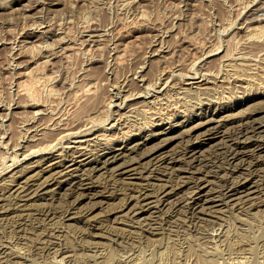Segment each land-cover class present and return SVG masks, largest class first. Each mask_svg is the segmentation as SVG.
<instances>
[{
    "label": "rangeland",
    "instance_id": "rangeland-1",
    "mask_svg": "<svg viewBox=\"0 0 264 264\" xmlns=\"http://www.w3.org/2000/svg\"><path fill=\"white\" fill-rule=\"evenodd\" d=\"M52 1L4 0L0 5V254L5 256L0 255V264H264V188L258 191L250 184L256 190L248 194L250 199L242 202V197L236 201L227 196L229 200L223 202L218 190L223 178L231 175L230 165L227 157L214 153L228 142L225 132L240 117L264 113V94L250 101L242 99L264 89V76L259 79L264 74V29L259 25L264 21L248 23L254 10L262 8L264 13V0ZM256 30L263 33L261 38ZM250 31L258 37L249 38ZM256 41L263 45L252 48ZM239 76L244 80H237ZM30 98L48 107L36 112L35 121L45 122L41 131L36 132L35 121L30 120L35 108H17L18 102ZM203 111L207 114L202 115ZM189 113L192 118L187 121ZM160 114L167 120L160 119ZM59 117L67 122L61 125L67 129L45 131ZM210 118L215 121L209 122ZM43 131L48 138L41 136ZM131 131L138 134L130 135ZM43 140L50 145L45 146ZM80 143V153L86 156L74 153ZM136 143V150L130 151ZM256 145L246 146L243 157L264 158V151L250 157ZM187 146L192 147L191 153L180 156L179 150ZM105 147L112 149L108 157L101 154ZM35 148L40 149L35 152ZM113 154L118 156L110 161ZM176 155L182 160L171 162ZM13 156L21 159L15 165ZM123 159L133 160L129 166L136 169L123 166L118 170L126 162ZM57 162L66 163L65 168ZM186 165L193 169H185ZM187 169L195 171L196 177ZM84 172L91 179L74 193L75 181ZM143 173L154 176L148 182L141 177ZM248 173L246 166L241 167L234 180L251 178ZM197 176L203 178L198 180L201 188L193 187ZM142 187L149 197L140 194ZM164 187L177 191L167 198ZM98 190L107 195H91ZM78 192L89 196L82 198ZM186 194L193 199L214 196L216 202H204L213 205V211L209 207L197 211L203 205H196L193 212L186 203L193 199Z\"/></svg>",
    "mask_w": 264,
    "mask_h": 264
},
{
    "label": "bare ground",
    "instance_id": "bare-ground-1",
    "mask_svg": "<svg viewBox=\"0 0 264 264\" xmlns=\"http://www.w3.org/2000/svg\"><path fill=\"white\" fill-rule=\"evenodd\" d=\"M4 1V0H3ZM3 1L1 2L2 4H3ZM9 1V0H8ZM37 1V0H36ZM40 3L41 2H45V0H38ZM47 1V0H46ZM52 1V0H51ZM54 1V0H53ZM52 1V2H53ZM57 1V0H56ZM182 1V0H181ZM7 2V1H6ZM33 2H35V1H33ZM0 3V5H2ZM37 3V2H36ZM48 3V2H47ZM62 3V2H61ZM11 5V4H10ZM33 5V4H32ZM249 5V4H248ZM231 6V5H230ZM3 6H0V9L2 8ZM249 7V6H248ZM259 8V7H258ZM262 9V8H261ZM261 9H256V10H254L253 12H251V14H250V16H248V18H249V20H248V23H252V22H258V23H260V22H263L264 21V13H261L260 11H262ZM240 10V9H239ZM1 13L3 12V11H0ZM243 12V11H242ZM264 12V11H263ZM0 13V14H1ZM249 14V13H248ZM241 15V14H240ZM247 18V15H246V19H248ZM235 19V18H234ZM238 19V18H237ZM236 19V20H237ZM232 20V19H231ZM230 21V20H229ZM235 21V20H234ZM261 24V23H260ZM40 25H41V22H40ZM248 27V26H247ZM249 27H251V26H249ZM259 27L261 28V29H264V23L262 24V25H259ZM51 28V27H50ZM256 28H257V26H256ZM252 29H254V28H252ZM260 29V31H262ZM48 30H50V29H48ZM54 30H55V28H54ZM248 30V29H247ZM257 31V30H256ZM260 31H257L260 35H259V38H261V34H263L262 32L260 33ZM29 32V31H28ZM34 32V31H33ZM42 32H46V31H42ZM51 32H52V29H51ZM251 32V31H250ZM253 32H251V33H249V38H250V36H257V35H251ZM255 33V32H254ZM28 35V34H27ZM30 35V34H29ZM97 36V35H96ZM252 37V38H253ZM258 37V36H257ZM263 38V37H262ZM86 40V39H85ZM84 40V41H85ZM219 40V39H218ZM259 40V39H258ZM261 40V39H260ZM89 41V40H88ZM93 41V40H92ZM95 41V40H94ZM220 41V40H219ZM253 41V40H252ZM86 42V41H85ZM90 42V41H89ZM88 42V43H89ZM96 42V41H95ZM218 42V41H217ZM245 42V41H244ZM82 43H83V41H82ZM218 43H221L222 44V41H220V42H218ZM218 43H215V44H217V45H219ZM246 43V42H245ZM243 44V43H242ZM260 44H262L263 45V42H261V41H256V43H252V48H254L256 45L257 46H260ZM247 45V44H246ZM251 45V44H250ZM214 46V45H213ZM223 46V45H222ZM52 48H54V47H52ZM160 48H162L161 47V45H160ZM217 48V47H216ZM219 48V47H218ZM217 48V49H218ZM243 48V47H242ZM63 49V48H62ZM157 49H159V48H157ZM212 49V48H211ZM220 49V48H219ZM260 49H262V48H260ZM51 50H53V49H51ZM56 50V49H55ZM54 50V51H55ZM247 50H249V49H247ZM48 51V50H47ZM214 50H211L210 51V53L211 52H213ZM218 51V50H217ZM51 52V51H50ZM57 53V52H56ZM229 53V52H228ZM232 53H230V55H231ZM243 54H245V50H244V53ZM255 54V53H254ZM261 54V53H260ZM53 55V54H52ZM56 55H58V54H56ZM210 55V54H209ZM226 55H227V52H226ZM229 56V55H228ZM251 57H252V55H250ZM255 56V55H254ZM258 56H259V54H258ZM243 57H244V55H243ZM260 57H262V56H260ZM242 59H246V58H242ZM250 59V58H249ZM262 59H264V58H262ZM248 60V59H247ZM254 61V60H253ZM196 62H197V60H196ZM239 62V61H238ZM238 62H236L237 64H233V65H238ZM244 63H246L245 61H243ZM194 63V62H193ZM242 63V62H241ZM243 63V64H244ZM248 63H252V62H248L247 61V64ZM256 63V62H255ZM242 64V65H243ZM240 65V64H239ZM251 65V64H250ZM230 66H232V64L230 65ZM247 66V68L249 67V65H246ZM254 66V65H253ZM204 67V66H203ZM242 67L243 66H241V68H239V71L242 69ZM230 68H232V67H230ZM235 68H238V67H235ZM245 68V67H244ZM243 68V69H244ZM255 68V67H254ZM254 68H252V69H254ZM199 69V68H198ZM249 69H251V68H249ZM251 69V70H252ZM228 70H230V69H228ZM235 70V69H234ZM258 70V69H257ZM257 70H255V71H257ZM199 71H202L201 70V68H200V70ZM238 71V72H239ZM198 72V71H197ZM234 72H236V71H234ZM244 72H245V70H244ZM250 72V71H249ZM252 72H254V71H252ZM202 73H203V71H202ZM241 73H243L242 71H241ZM246 73H247V70H246ZM260 73V72H259ZM262 73V72H261ZM199 74V73H198ZM227 74H229V73H227ZM232 74V73H231ZM235 74V73H234ZM250 74V73H249ZM255 74H258V73H255ZM195 75H196V73H195ZM204 75H206V74H204ZM226 75V74H225ZM246 75V74H245ZM251 75V74H250ZM261 76H259V79H260V77H263L264 76V74H260ZM215 76V75H214ZM224 76V75H223ZM237 76V75H236ZM244 76V75H243ZM247 76V75H246ZM192 77H194V76H192ZM204 77H206V76H204ZM242 76H239V77H237L238 79L237 80H242L243 78H241ZM248 77V76H247ZM249 77H254V76H249ZM210 78V77H209ZM224 78V77H223ZM264 78V77H263ZM231 79H232V77H231ZM249 80H250V78H248ZM247 79V80H248ZM236 80V79H235ZM244 80V79H243ZM248 80V81H249ZM264 80V79H263ZM209 81V80H208ZM212 81V80H211ZM219 81V80H218ZM223 81H225V80H223ZM232 81V80H231ZM256 81V80H255ZM216 82V81H215ZM230 82V81H229ZM166 83V82H165ZM252 83H253V81H252ZM174 84V83H173ZM202 84V83H201ZM218 84H220V83H218ZM224 83H222L221 82V85H223ZM232 83H230V85H231ZM237 84V83H236ZM244 84V83H243ZM32 86H33V84H31ZM170 85V84H169ZM167 86V88L168 87H171V86ZM234 85V84H233ZM232 85V86H233ZM241 85H242V83H241ZM251 85V84H250ZM254 85V84H253ZM257 85V84H256ZM200 86V85H199ZM234 86H237V85H234ZM244 86H246V85H244ZM244 86H243V88H244ZM261 86V85H260ZM173 87V86H172ZM226 87V86H225ZM239 87V86H238ZM257 87V86H256ZM255 87V88H256ZM263 88H264V86H262ZM87 88V87H86ZM89 88V87H88ZM87 88V89H88ZM200 88V87H199ZM207 88H209V87H207ZM250 88H252L251 86H250ZM28 89V88H27ZM86 89V91H92V90H87ZM91 89V88H90ZM174 89V88H173ZM229 89H230V86H229ZM235 90H236V88H235ZM239 90V89H238ZM241 90H243V89H241ZM246 90V89H245ZM262 90V89H261ZM261 90H255L256 92H254V94H253V96H250V94H245V95H243L242 96V99L243 100H245V101H247V100H249L250 101V99H251V97H257L258 95H260V94H264V89H263V91H261ZM85 91V90H84ZM171 91V90H170ZM169 91V92H170ZM249 91H251V90H249ZM148 93V92H147ZM170 93H172V92H170ZM131 94V93H130ZM130 96V95H129ZM239 96V95H238ZM156 97H158L157 95H156ZM169 97H170V95H169ZM262 97H263V95H262ZM171 98V97H170ZM258 100V102H259V100L260 99H257ZM261 100H264V98H262ZM260 100V101H261ZM170 101V100H169ZM168 101V102H169ZM16 102V101H15ZM18 102V101H17ZM262 102V101H261ZM14 103V102H13ZM23 102H21V103H19L18 102V106H17V108H20V107H23V106H28V107H32V108H35V109H37V110H35V109H33L32 111H31V113H32V118H30V120L31 119H34V121H35V119H36V112L37 111H41V112H43V111H46V108H48V107H46L47 105H45V104H43L42 102H40V101H38V100H36V99H31L30 98V100L27 102L26 101V103H23ZM88 103V102H87ZM250 103V102H249ZM10 105H12L11 103H10ZM42 105H45V106H43V107H40V106H42ZM170 105V104H169ZM263 105H264V103H263ZM13 106V105H12ZM49 106H51L50 104H49ZM172 106V105H171ZM218 106V105H217ZM261 105H259V107H260ZM10 107V106H9ZM151 107V106H150ZM170 107V106H169ZM200 107V106H199ZM264 107V106H263ZM262 107V108H263ZM148 108V107H147ZM156 108V107H155ZM158 108V107H157ZM164 108H166V107H164ZM177 108V107H176ZM175 108V109H176ZM208 108V107H207ZM256 108V107H255ZM254 108V109H255ZM262 108H261V110H262ZM7 109V108H6ZM10 109V108H9ZM22 109V108H21ZM24 109H26V108H24ZM52 109V108H51ZM120 109V108H119ZM145 111L144 112H148L149 113V111H148V109H145V108H143ZM161 109H162V107H161ZM168 109V108H167ZM178 109V108H177ZM204 109V108H203ZM264 109V108H263ZM19 110V109H18ZM18 110H15V112L13 111V113H16V112H18ZM28 110H30V109H28ZM53 110V109H52ZM151 110H153V108L151 109ZM155 110V109H154ZM157 110V109H156ZM158 110H159V108H158ZM157 110V111H158ZM171 110H174V109H171ZM180 110V109H179ZM257 110V109H256ZM27 111V110H26ZM55 111V110H54ZM59 111V110H58ZM157 111H154L153 113L154 114H157ZM167 111V110H166ZM195 111V110H194ZM202 111V110H201ZM252 111V110H251ZM185 112V111H184ZM252 112H254V111H252ZM48 113V112H47ZM54 112L52 111V113L51 114H53ZM61 113V112H60ZM119 113V112H118ZM179 113V112H178ZM201 113V112H200ZM203 114L202 115H206L207 114V112L206 111H203L202 112ZM218 113H220V110H218ZM245 113V112H244ZM50 114V113H49ZM50 114V115H51ZM57 114H59V113H57ZM108 114V113H107ZM119 114H121V112L119 113ZM166 114V113H165ZM175 114H177V113H175ZM188 114V113H187ZM190 114V113H189ZM6 115V114H5ZM121 115H123V114H121ZM150 115V114H149ZM163 115V114H162ZM173 115V114H172ZM198 115V114H197ZM213 114H211V116H212ZM239 115V114H238ZM264 113L263 114H261V115H256V114H253V113H251V114H246V115H244V116H242V117H240L238 120H237V122L233 125V126H231V128L228 130V131H226L225 133H226V135L225 136H227L226 138H227V140H228V142L227 143H224L225 145L224 146H219L215 151H214V153H216L215 155L218 157V156H225V157H227V159H228V162H229V165H230V167H228L229 168V171H231V175L230 176H226V177H224L223 179V186H222V188L221 187H219V188H221V189H219L218 191L220 192L219 194H218V196H220V198H221V200H223V202H226V201H228L229 199H231V197H233L232 199H234V200H236V201H238L237 199H240L241 197H242V202H245V201H247V199H248V197H249V195H250V193H252V192H254V191H256V190H252V187L251 186H253V185H256V187H257V189H258V191L260 190V189H263L264 188V158H260V157H262V156H260V155H262V154H260L259 156L260 157H255V158H253L252 160H247L246 158H244L243 157V155H244V153H246L247 151H245V149L244 148H246V146L248 147V146H250V145H252V144H257L256 145V148H253V149H251L252 151H251V154H250V157L251 156H255L256 154H257V152L259 153V152H261L262 153V151H264V132H263V134H261L260 132H262V131H264V129H262L263 128V126H264ZM51 116H54V115H51ZM153 115H151V117H152ZM155 116H157V115H155ZM168 116V115H167ZM170 116V115H169ZM168 116V117H169ZM210 116V117H211ZM240 116V115H239ZM261 116L263 117V118H261ZM55 117V116H54ZM160 119H165L166 117H162L161 116V114H160ZM207 117V116H206ZM40 118V117H39ZM50 118V117H49ZM60 118V117H59ZM84 119H85V117H83ZM90 118V117H89ZM93 118V116H91V118L90 119H92ZM121 118V117H120ZM158 118V117H157ZM191 118H192V114H190V115H188L187 116V121H189V120H191ZM223 118V117H222ZM221 118V119H222ZM235 118V117H234ZM26 119V118H25ZM52 119V118H51ZM54 119V121H55V118H53ZM62 119L63 118H60L59 120L58 119H56V120H58V121H56V123L55 124H53L54 126L51 128V127H48V126H45L46 127V130L45 131H52V130H54L55 131V129H58V128H64V129H67L66 128V126H64V127H61V125L62 124H67V122L66 121H62ZM75 119V118H74ZM29 120V119H28ZM64 120V119H63ZM151 120V119H150ZM165 120H167V119H165ZM208 120V119H207ZM37 121V120H36ZM35 121V124L34 125H36L35 127H36V132L37 131H41V130H43V128H40L45 122H41V123H38V122H36ZM47 121H50V120H47ZM62 121V122H61ZM82 121H83V119H82ZM81 121V122H82ZM94 121V120H93ZM92 121V123L94 124V122ZM104 121V120H103ZM107 121V120H106ZM105 121V122H106ZM152 121L154 122V120L152 119ZM210 121H215V119L214 118H210L209 119V122ZM52 122V121H51ZM89 122H91V121H88L87 123H85L86 125L87 124H89ZM153 122H151V123H153ZM159 122V121H158ZM162 122V121H161ZM186 121H181V122H179V123H181V124H184ZM36 123H38V124H36ZM50 123V122H49ZM79 122H77V124H78ZM103 123V122H102ZM220 123H221V121H220ZM59 126H58V125ZM123 124V123H122ZM125 124V123H124ZM186 124V123H185ZM46 125H48V124H46ZM56 125H57V127H56ZM71 125V124H70ZM80 125V124H79ZM126 125V124H125ZM223 125V124H222ZM31 126V125H30ZM30 126H29V129H30ZM50 126H51V124H50ZM76 126V125H75ZM145 126V125H144ZM148 126V125H147ZM80 127V126H79ZM105 127V126H104ZM103 127V128H104ZM146 127V126H145ZM230 127V126H229ZM77 128V127H76ZM140 128H142V127H140ZM147 128V127H146ZM122 129V128H121ZM71 130L73 131H75V129H73V128H71ZM164 130V129H163ZM34 131V130H33ZM45 131H43V132H41L40 134H41V136L45 133ZM60 131H63V130H61L60 129ZM64 131H67V130H64ZM122 131V130H121ZM124 131V130H123ZM172 131V130H171ZM75 132H77V131H75ZM74 132V133H75ZM81 132H83V130L82 131H80V133ZM132 132V131H131ZM146 132V131H145ZM153 132V131H152ZM52 133V132H51ZM62 133V132H61ZM71 134H73V132H70ZM90 133V132H89ZM122 133V132H121ZM36 134V133H35ZM38 134V133H37ZM39 134V135H40ZM47 134H49L48 132H47ZM65 134L66 133H64V136H65ZM70 134V135H71ZM85 134H86V132H85ZM128 134V133H127ZM135 134H138V132L136 133H131L130 135H135ZM259 134V135H258ZM51 135V134H50ZM126 135V134H125ZM37 136V135H36ZM60 136H61V134H60ZM48 138V136H46V134L45 135H43V138ZM52 137H54V136H52ZM96 137H98V136H96ZM118 137V136H117ZM122 137H124V136H122ZM261 137V138H260ZM32 138H33V136H32ZM34 138H35V136H34ZM33 138V139H34ZM61 139H62V137H60ZM59 139V138H58ZM117 139V138H116ZM190 139V138H189ZM34 140H36V138L34 139ZM33 140V141H34ZM47 140V139H46ZM87 140V139H86ZM119 141L120 140H123V138H121V137H119V139H118ZM43 141H45V140H43ZM130 141V142H129ZM128 142L129 143H127L126 144V146H125V148L127 147L128 148V145L132 142L131 140H129ZM37 142H39V139H38V141ZM48 141H45V144L47 143ZM50 142V141H49ZM68 142H69V140H68ZM134 142V141H133ZM136 142V141H135ZM225 142H226V139H225ZM88 143V142H87ZM90 143H91V141H90ZM194 143V142H193ZM42 144V143H41ZM40 144V145H41ZM138 144L139 143H136L135 145H133V146H131V148H130V151L131 150H136V147L138 146ZM39 145V146H40ZM50 145V144H49ZM48 145V146H49ZM44 146V145H43ZM45 146H47V144L45 145ZM47 146V147H48ZM65 145H63V147H64ZM82 146V144L80 143V146L78 145V146H75V148H76V150L74 151V153H77V154H80V155H85V153L84 152H82V153H80L82 150H81V147ZM106 146V145H105ZM192 146V145H191ZM191 146H187V147H185V148H179L180 150H179V152L178 153H181V154H179L180 156H183V155H186V154H188L191 150H192V147ZM200 146V145H199ZM24 147V146H23ZM62 147V148H63ZM182 147V146H181ZM217 147V146H216ZM29 148H31V147H29ZM41 148V147H40ZM39 148V149H40ZM45 148V147H44ZM37 148H35L34 150H35V152L37 151L38 152V150H36ZM83 149V148H82ZM195 149H197V148H195ZM215 149V148H214ZM256 149H259L258 151H256ZM33 150V151H34ZM103 150V152L101 153L102 155H104V156H107V155H110L112 152H111V150L112 149H107L106 147L105 148H103L102 149ZM220 150V151H219ZM32 151V150H31ZM43 151V150H42ZM54 151V150H53ZM129 151V150H128ZM150 151V150H149ZM195 151H197V150H195ZM249 151V150H248ZM27 152V151H26ZM29 152H30V149H29ZM65 152H67V151H65ZM72 152V151H71ZM79 152V153H78ZM90 152H91V150H90ZM194 151H192V153H193ZM24 153H25V151H24ZM23 153V154H24ZM63 153V152H62ZM69 153V152H68ZM74 153L72 154V155H74ZM99 153V152H98ZM98 153H96L97 155H98ZM115 153V152H114ZM123 153V152H122ZM125 153V152H124ZM177 153V154H178ZM191 153V152H190ZM26 154H28V153H26ZM25 154V155H26ZM31 154V153H30ZM208 154V153H207ZM247 154V153H246ZM14 155H16V154H14ZM66 155V154H65ZM68 155V154H67ZM87 155V154H86ZM85 155V156H86ZM118 156V154H113L112 156L114 157V159L113 160H110V161H114L116 158H117V156ZM125 155V154H124ZM179 155H176V156H172L171 157V162H176V161H181L182 160V158H180V157H178ZM258 155V154H257ZM27 156V155H26ZM76 156V155H75ZM84 156V157H85ZM145 156V155H144ZM209 156H210V153H209ZM14 157V156H13ZM25 157V156H24ZM108 157V156H107ZM185 157V156H184ZM206 157V156H205ZM15 159H16V157H14ZM43 158V157H42ZM110 158V157H109ZM109 158H108V160H106L105 161V163L107 162H109ZM112 158V157H111ZM110 158V159H111ZM208 158V157H207ZM211 158H214V157H211ZM219 158V157H218ZM217 158V159H218ZM69 159V158H68ZM71 159V158H70ZM106 159V158H105ZM135 159H137V158H135ZM134 159V160H135ZM184 159V158H183ZM215 159V158H214ZM213 159V160H214ZM21 159H19V158H17L16 159V161L15 160H13V161H15V162H13V164L15 165V163H18L19 161H20ZM72 161L74 160V161H76L77 159H76V157L75 158H72L71 159ZM124 161H126V162H124L123 164L124 165H122V166H120L119 168H118V170L120 169V168H123V166H128V167H131V169H136V167H134V168H132V166H134V165H132V166H129V165H131L132 163H133V160H131L130 162H129V159L127 160V159H123ZM209 160V159H208ZM71 161V162H72ZM97 161H100V159L99 160H97ZM170 161V160H169ZM187 161V160H186ZM207 161V160H206ZM205 161V162H206ZM43 162V161H42ZM187 162H189V161H187ZM204 162V163H205ZM208 162V161H207ZM214 162V161H213ZM224 162V161H223ZM226 162H227V160H226ZM65 163V162H64ZM211 163V162H210ZM209 163V164H210ZM216 163V162H215ZM21 164V163H20ZM55 164H57V165H63L64 166V168H65V165H66V163L65 164H62V163H59V162H57V163H55ZM103 164V163H102ZM120 164H122V162H120ZM211 164H214V163H211ZM225 164V163H224ZM5 165V164H4ZM4 165H3V167H4ZM17 165V164H16ZM28 165V164H27ZM69 165H71L70 163H69ZM105 165V164H104ZM107 165V164H106ZM119 165V164H118ZM117 165V166H118ZM203 165H205V164H203ZM215 165V164H214ZM6 166V165H5ZM28 166H30V165H28ZM51 166V165H50ZM207 166V165H206ZM209 166V165H208ZM207 166V167H208ZM216 166H218V165H216ZM245 166L249 169V171H250V173H248V174H250L252 177L251 178H248V177H246V180L244 181H241V179H237V180H234V179H236L237 178V176H238V171H239V169L242 167H244L245 168ZM7 167V166H6ZM25 167H26V165H25ZM24 167V168H25ZM95 167V166H94ZM101 167V166H100ZM104 167V166H103ZM188 166L186 165L185 166V169L187 168ZM210 167V166H209ZM24 168H23V170H24ZM31 168V167H30ZM67 168H69V166L67 167ZM97 168V167H96ZM106 168V167H105ZM126 168V167H125ZM124 168V169H125ZM181 168H182V166H181ZM189 169H191L190 167H188ZM213 168L215 169V166H213ZM212 168V170H214ZM28 170H29V168H27ZM52 169V168H51ZM127 169H129L130 170V168H127ZM154 169V168H153ZM173 169V168H172ZM177 168H175V170H176ZM183 169V168H182ZM189 169H187L188 171H190ZM193 169V168H192ZM191 169V170H192ZM200 169H203V168H200ZM205 169V168H204ZM219 169V168H218ZM22 170V169H21ZM26 170V169H25ZM41 170H43V169H41ZM120 170H122V169H120ZM159 170V169H158ZM196 170V169H195ZM207 170V169H206ZM216 170H217V168H216ZM226 170V169H225ZM30 171V170H29ZM92 171V170H91ZM124 171H128V170H124ZM123 171V172H124ZM132 171V170H131ZM153 171V170H152ZM166 171V170H165ZM181 171V170H180ZM183 171H185V170H183ZM183 171H181V172H183ZM197 171V170H196ZM199 171V170H198ZM223 171V170H222ZM24 172V171H23ZM56 172V171H55ZM58 172V171H57ZM93 172V171H92ZM91 172V173H92ZM123 172H121V173H123ZM161 172V171H160ZM172 172H175V171H172ZM190 172H192L193 173V177H196V172L195 171H190ZM201 172H203V173H205L204 171H201ZM219 172H221V171H219ZM218 172V173H219ZM225 172V171H224ZM224 172H221V174H224ZM21 173V172H20ZM19 173V174H20ZM51 173H54V172H51ZM62 173V172H61ZM166 173V172H165ZM200 173V172H199ZM207 173H211L210 171H209V169H208V172ZM215 173H217V172H215ZM226 173V172H225ZM228 173V172H227ZM230 173V172H229ZM17 174V173H16ZM56 174V173H55ZM58 174H60V173H58ZM89 172H87V173H83V174H80L79 175V179L78 180H76L75 182H76V184L73 186L74 188H73V191H74V193L76 192L75 191V189H76V187L77 188H82V186H83V184L85 185V183H86V180L87 179H91V177L89 176ZM191 174V173H190ZM194 174H195V176H194ZM51 175V174H50ZM53 175V174H52ZM57 175V174H56ZM60 175H62V174H60ZM142 176V178H144V179H150V177H152V176H154V173H152V174H150V175H148V176H145L144 175V173L143 174H141ZM166 175V174H165ZM170 175V174H169ZM182 175V174H181ZM180 174L178 175V176H181ZM171 176V175H170ZM169 176V177H170ZM185 176V175H184ZM188 176V175H187ZM187 176H185V177H187ZM191 176V175H190ZM12 177H14V176H12ZM48 177V176H47ZM52 177V176H51ZM54 177V176H53ZM108 177V176H107ZM156 177V176H155ZM176 177V176H175ZM174 177V178H175ZM244 177V178H245ZM50 178V177H49ZM59 178V177H58ZM106 178V177H105ZM179 178V177H178ZM192 178V177H191ZM220 178H222V177H220ZM43 179H47V178H43ZM53 179V178H52ZM94 179V178H93ZM169 179H171V178H169ZM188 179H190V178H188ZM201 179H203V178H201L200 176H197V180L195 181V184L196 185H194L193 187H198V188H201L202 187V184L198 181V180H201ZM13 180V179H12ZM11 180V181H12ZM194 180V179H193ZM42 181V180H41ZM46 181H49V179H47ZM56 181V180H55ZM185 181H187V180H185ZM189 181V180H188ZM220 181V180H219ZM225 181V182H224ZM15 182V181H14ZM66 182H68V183H70V180H66ZM92 182V181H91ZM95 182V181H94ZM148 182H149V180H148ZM190 182H192V181H190ZM41 183V182H40ZM39 183V184H40ZM44 183V182H43ZM49 183V182H48ZM72 183H73V180H72ZM106 183V182H105ZM125 183V182H124ZM222 183V182H221ZM39 184H38V186H39ZM250 184H253V185H250ZM44 185H46V183L44 184ZM103 185H105V184H103ZM128 185V184H127ZM163 186H164V183L162 184ZM180 185V184H179ZM178 185V186H179ZM9 186V185H8ZM41 186H43V184L41 185ZM131 186V185H130ZM10 187V186H9ZM104 187V186H103ZM126 187L127 186H125V189H126ZM132 187V186H131ZM161 187V186H160ZM167 187V186H166ZM176 187H177V185H176ZM251 187V191L249 190V192H247V193H245V191H246V189H248V188H250ZM3 188H7V187H3ZM28 189L30 188V186L29 187H27ZM87 189H89L90 190V187H86ZM115 188V187H114ZM114 188H112L111 187V189H114ZM133 188L134 189H136L135 188V186H133ZM165 188V187H164ZM255 188V187H254ZM8 189V188H7ZM85 189V188H84ZM98 189V188H97ZM104 189V188H103ZM132 189V188H131ZM142 189H143V187L142 188H140L139 189V191H140V194L141 195H143V194H145V198L146 197H149V193H147L146 194V192L145 191H142ZM173 189V188H172ZM175 189V188H174ZM213 189V188H212ZM216 189H218V188H216ZM11 190V189H10ZM33 190V189H32ZM42 190V189H41ZM117 190V189H116ZM138 190V189H137ZM144 190V189H143ZM160 190V189H159ZM158 190V191H159ZM183 190V189H182ZM264 190V189H263ZM37 191H39V190H37ZM36 191V192H37ZM86 191H88V190H86ZM95 191V190H94ZM113 191V190H112ZM177 190H169V191H167V189L165 188V189H163L162 190V193H164V195L163 196H167V198L171 195V193L172 192H176ZM213 191H215V190H213ZM224 191H226L227 193H225ZM10 192V191H9ZM82 192H84V191H82ZM79 193L78 195H80V197L82 196V198L83 197H85V196H89V194H88V192H90V191H88V192H85V193ZM109 192H111V190L109 191ZM114 192H115V189H114ZM113 192V193H114ZM160 192V191H159ZM239 192L241 193V192H243V193H245V194H243V195H239V196H237V197H235V195L236 194H239ZM261 192V191H260ZM263 192V191H262ZM12 193V192H11ZM34 193V192H33ZM32 193V194H33ZM38 193V192H37ZM36 193V194H37ZM106 193V191L105 190H98V191H96L95 193H93V194H91V195H103V196H106L107 194H105ZM128 193V192H127ZM158 193V192H157ZM190 194H191V192H189ZM27 194H30L29 192H27ZM26 194V195H27ZM35 194V193H34ZM41 194V193H40ZM70 194H72V192H70L69 193V195ZM111 194V193H110ZM121 194V193H120ZM249 194V195H248ZM10 195H12V194H10ZM20 195V194H19ZM25 195V196H26ZM126 195V194H125ZM129 195H130V193H129ZM140 195V196H141ZM159 195V194H158ZM158 195H157V197H158ZM186 195H188V194H186ZM204 195V194H203ZM223 195V196H222ZM248 195V196H247ZM9 196V195H8ZM36 196V195H35ZM73 196H75V195H73ZM72 196V197H73ZM111 196V195H110ZM133 195H131V197H132ZM134 196H135V194H134ZM160 196V195H159ZM227 196H230V198L228 199V200H226V198H227ZM247 196V197H246ZM10 197V196H9ZM28 197V196H27ZM34 197V196H33ZM39 197V196H38ZM76 197H77V200H78V198H80L79 196H77L76 195ZM91 197V196H90ZM94 197V196H93ZM137 197V196H136ZM183 197V199H184V196H182ZM188 197H192V196H190V195H188ZM244 197H246V199H244ZM29 198V197H28ZM163 198V200H161L162 202H164L165 200H164V197H162ZM7 199H8V197H7ZM10 199H11V197H10ZM14 199H16V197H13V201H15ZM25 199H26V197H25ZM74 199H75V197H74ZM158 199H159V197H158ZM178 199H180V201H183V200H181V196L180 197H178ZM185 199H187V196H185ZM192 199H193V197H192ZM249 199H250V197H249ZM12 200H10V201H12ZM70 200V199H69ZM73 200V199H72ZM71 200V201H72ZM76 200V199H75ZM76 200V201H77ZM188 200V199H187ZM186 200V201H187ZM202 200H203V202H202ZM215 200H217V199H215V197L213 196V197H206V198H203L202 196H200V197H198V198H194L193 199V202L192 201H189V202H186V203H188L187 205H188V208H190V209H192L193 210V212L194 211H196V209H197V206L196 205H203L200 209H197V211L199 210V211H203V212H205L204 211V209H207L208 207L212 210V206L213 205H205L206 203H208V202H214ZM9 201V202H10ZM53 201V200H52ZM79 201V200H78ZM161 201H159V202H161ZM175 201V200H174ZM262 201V200H261ZM20 202V201H19ZM72 202H74L75 203V201H72ZM126 202V201H125ZM151 201H149V202H147V203H150ZM204 202H206L205 204H204ZM216 202V201H215ZM251 202V201H250ZM14 203V202H13ZM50 203V202H49ZM52 203V202H51ZM175 203H177V202H175ZM175 203H173L172 204V206L175 204ZM180 203H182V202H180ZM180 203L179 204H177V205H180ZM247 203V202H246ZM257 204L258 202H253V204ZM9 204H12L11 202L9 203ZM15 204V203H14ZM13 204V205H14ZM17 204V203H16ZM20 204H22V203H19V206H20ZM46 204V203H45ZM226 204V203H225ZM233 204H238V203H233ZM260 204V203H259ZM12 205V206H13ZM23 205H24V203H23ZM43 204H41L40 206H42ZM48 205H50V204H48ZM53 205V204H52ZM122 205H125V204H123L122 203ZM150 205V204H149ZM258 205V204H257ZM11 206V207H12ZM22 206V205H21ZM30 206V205H29ZM44 206V205H43ZM72 206V205H71ZM117 206H119V205H117ZM141 206V205H140ZM171 206V205H170ZM175 206V205H174ZM241 206V205H240ZM3 207H5V205H3ZM2 207V208H3ZM10 207V208H11ZM13 207H15V206H13ZM12 207V209H14ZM24 207H27V206H25L24 205ZM32 207V206H31ZM30 207V208H31ZM34 207V206H33ZM47 207V206H46ZM77 207V206H76ZM116 207V206H115ZM124 207V206H123ZM144 207L145 206H141V208H142V210H144ZM8 208V207H7ZM21 209H22V207H20ZM29 208V207H28ZM36 208V207H35ZM40 208H42V207H40ZM44 208H45V206H44ZM43 208V209H44ZM68 208H70V207H68ZM73 208V207H72ZM150 208V207H149ZM149 208H147V209H149ZM171 208V207H170ZM177 208V207H176ZM188 208H187V210H188ZM16 209H18L17 207H16ZM27 209V208H26ZM37 209V208H36ZM120 209V208H119ZM23 210V209H22ZM115 210H117V209H115ZM133 210V209H132ZM141 210V209H140ZM4 211H5V209H4ZM14 211V210H13ZM37 211V210H36ZM48 211V210H47ZM69 210H67V212H68ZM137 211V210H136ZM135 211V212H136ZM186 211V210H185ZM207 211V210H206ZM213 211V210H212ZM2 212V211H1ZM39 212V211H38ZM42 212H44L43 210H42ZM49 212H50V208H49ZM48 212V213H49ZM110 212H113V211H110ZM19 213V212H18ZM40 213V212H39ZM47 213V212H46ZM136 213H139V212H136ZM136 213H134V214H136ZM209 213H211L210 211H209ZM7 214H9V213H7ZM13 214H16L17 215V213H13ZM20 214H22V213H20ZM42 214V213H41ZM38 215V214H37ZM40 215V214H39ZM47 215V214H46ZM45 215V216H46ZM61 215H62V213H61ZM60 215V216H61ZM69 214H66V216H68ZM118 215V214H117ZM133 215V214H132ZM153 215H155V214H153ZM156 216V215H155ZM154 216V217H155ZM197 216V215H196ZM202 216V215H201ZM69 217V216H68ZM152 217V216H151ZM153 217V218H154ZM192 217V216H191ZM14 218H15V216H14ZM42 218V217H41ZM71 218V217H70ZM131 218H133V217H131ZM135 218V217H134ZM133 218V219H134ZM193 218H194V216H193ZM200 218V217H199ZM138 219V218H137ZM132 220V219H131ZM136 220V219H135ZM158 220V219H157ZM198 220V219H197ZM205 220V219H204ZM122 221V220H121ZM153 221V220H152ZM155 221V220H154ZM123 222V221H122ZM135 222V221H134ZM156 222V221H155ZM140 223V222H139ZM148 223H150V222H148ZM154 223V222H153ZM92 224H94L93 222H92ZM143 224V223H142ZM152 224V223H151ZM91 225V224H90ZM96 225V224H95ZM153 225V224H152ZM97 227V226H96ZM91 228V227H90ZM95 228V227H94ZM91 230V229H90ZM221 233V232H220ZM96 234V233H95ZM210 235V234H209ZM219 235H221V234H219ZM97 236V235H96ZM209 237V236H208ZM214 237V236H213ZM209 240V239H208ZM208 240H206V241H208ZM243 244V243H242ZM49 245H51V244H49ZM240 247H241V244L239 245ZM239 246H237L238 248H239ZM52 248V247H51ZM58 249V248H57ZM1 251V250H0ZM55 251H57V250H55ZM60 251V250H59ZM1 253V252H0ZM56 253V252H55ZM2 254V253H1ZM0 254V255H1ZM1 256H3V255H1ZM3 257H5V256H3ZM2 257V258H3Z\"/></svg>",
    "mask_w": 264,
    "mask_h": 264
}]
</instances>
